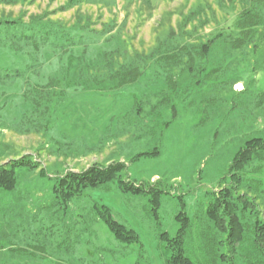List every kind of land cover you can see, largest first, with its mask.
<instances>
[{
	"label": "rangeland",
	"instance_id": "rangeland-1",
	"mask_svg": "<svg viewBox=\"0 0 264 264\" xmlns=\"http://www.w3.org/2000/svg\"><path fill=\"white\" fill-rule=\"evenodd\" d=\"M256 1L0 0V165L16 180L0 190V264H165L159 235H176L179 213L194 264H211L212 253V264L255 263L206 210L228 189L264 220V158L239 182L230 169L239 150L264 141V44L254 53L218 38L235 34ZM181 48L190 69L164 63ZM133 69L132 83L110 79ZM22 158L36 168H12ZM115 163L123 181L161 191L156 218L150 194L124 193L116 180L61 204L60 177ZM101 206L138 242L116 241Z\"/></svg>",
	"mask_w": 264,
	"mask_h": 264
},
{
	"label": "trees",
	"instance_id": "trees-1",
	"mask_svg": "<svg viewBox=\"0 0 264 264\" xmlns=\"http://www.w3.org/2000/svg\"><path fill=\"white\" fill-rule=\"evenodd\" d=\"M259 1L257 0L254 3L255 5H251L249 9L243 10L235 19L232 25L235 34L230 32L218 37L231 50L251 48L256 53L262 49L264 44V13L262 9L264 7L263 5H259L261 2ZM205 49L209 50V44L204 45L201 49L202 56L204 55L203 53H206ZM162 57L164 63L169 65L183 63V60H185L184 63L187 69L193 67V56L186 48L178 49L177 52L171 53V55L165 54ZM111 75L110 79L117 81L118 86H120L134 82L140 74L137 70L133 69L115 72ZM32 104L35 111L42 108L44 110L43 113H46L47 109H49L47 105L42 106L36 98H32ZM142 155H156V151L151 155L148 153L141 154L140 156ZM254 158L258 161L264 158V141L257 148L251 150L242 149L235 154L230 165V169L233 172L231 177H233L235 182L241 180L240 175H243L244 168ZM11 166L12 168L18 166H30L31 169L36 168L31 163L26 162L24 158L12 163ZM124 169L125 166L122 163H115L106 167L91 166L81 172H68L58 179L54 192L57 194V198L61 200V204L66 206L74 198L82 195L86 189L104 186L116 180L118 188L124 193L134 195L150 194V201L153 204L152 211L156 218L161 191L156 189L145 190L142 186H136L129 181H123L120 175ZM39 174L43 175V172L40 171ZM255 183L260 185L259 181ZM15 185L16 180L13 170L0 165V190L12 191ZM252 207L253 205L247 199L242 200L241 196L234 197L228 189H223L214 195L212 203L206 210V217L219 234L225 235L224 241L232 249L242 248L245 245L246 249L251 248L255 256L256 261L252 264H264V220L258 218V212ZM99 217L116 241L126 245L138 242V236L135 231L115 221L106 207H100ZM175 220L179 223V229L174 237H170L165 232L159 235L160 241L165 243V248L169 252L165 264H194L188 250L185 248V237L189 228V220L184 213H179L175 217ZM210 244H214V240ZM211 255L212 257L209 259V262L212 264L216 254L212 253Z\"/></svg>",
	"mask_w": 264,
	"mask_h": 264
}]
</instances>
